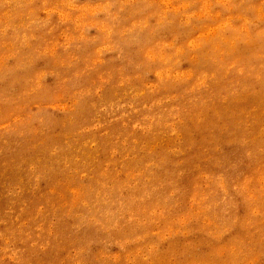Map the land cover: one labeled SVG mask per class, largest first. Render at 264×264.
<instances>
[{"label": "rangeland", "instance_id": "374dc122", "mask_svg": "<svg viewBox=\"0 0 264 264\" xmlns=\"http://www.w3.org/2000/svg\"><path fill=\"white\" fill-rule=\"evenodd\" d=\"M0 264H264V0H0Z\"/></svg>", "mask_w": 264, "mask_h": 264}]
</instances>
